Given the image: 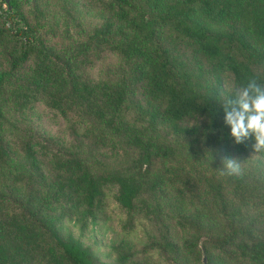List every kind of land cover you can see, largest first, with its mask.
<instances>
[{"label": "trees", "instance_id": "1", "mask_svg": "<svg viewBox=\"0 0 264 264\" xmlns=\"http://www.w3.org/2000/svg\"><path fill=\"white\" fill-rule=\"evenodd\" d=\"M84 4L97 22L86 29L65 10L56 40L46 9L0 0V121L10 127L0 133V264H107L60 224L104 220L109 199L124 213V235L138 217L156 226L145 255L179 262L203 249L208 264H264V151L251 136L234 142L222 106L229 85L264 84V0ZM110 57L106 76L92 78ZM37 107L64 119L73 140L45 136L30 118L40 119ZM188 138L202 139L220 170L221 157L243 169L210 187L208 219L190 210L172 167ZM16 158L26 172L9 170ZM108 159L117 163L101 166ZM172 227L187 236L177 242ZM113 249L116 264H145L123 244Z\"/></svg>", "mask_w": 264, "mask_h": 264}, {"label": "rangeland", "instance_id": "2", "mask_svg": "<svg viewBox=\"0 0 264 264\" xmlns=\"http://www.w3.org/2000/svg\"><path fill=\"white\" fill-rule=\"evenodd\" d=\"M20 4L28 7L38 4L43 10L46 9V26L55 34V39L60 40L63 35V23L65 10L72 12L78 18L83 27L91 28L97 18L85 12V0H18ZM2 7L6 8V4L2 3ZM117 63L115 58H108L99 61L89 70V74L94 79H102L106 76L107 68L114 66ZM40 119L31 116L34 119L32 123H40L45 130V136H55L69 143L73 140V134L69 125L64 119L47 113L41 107L36 108ZM10 130L9 125L0 121V133ZM82 132V129H78ZM86 143V142H84ZM81 143L76 146V149L81 156L88 158L92 164L97 165L98 157H91L88 154L86 144ZM186 153L181 156L178 161L172 164L173 169L179 175L181 185L188 191L187 193L194 199V203L190 210L196 209L202 218H210L209 210L212 206L210 187L221 182L226 186L225 175H220V167L216 154L210 150L202 141V139H186L184 141ZM117 163L115 159H108L105 165L113 166ZM98 167V166H97ZM23 170L26 172L24 163L18 158L12 160L9 170ZM7 175V171H3L2 176ZM2 176L0 175V181ZM164 208V212L168 214L167 205L164 201L160 202ZM140 216V215H138ZM161 218V216H160ZM124 220V213L120 210L117 204L109 199L107 208L105 209L104 220L98 221L81 227L74 220H64L60 224L61 232L64 234H72L80 240L84 245L90 246L102 262L107 264H116L117 254L113 246L123 244L125 253L134 254V258L142 261L145 264H202L201 253L195 255H183L179 262L173 256L161 255L153 252L145 255L141 252L142 248L150 242L155 235V225H151L142 217L137 219V229L128 235L121 232V223ZM166 222L168 220H165ZM178 228L172 227L174 239L177 242L182 241L187 235L179 232Z\"/></svg>", "mask_w": 264, "mask_h": 264}, {"label": "clouds", "instance_id": "3", "mask_svg": "<svg viewBox=\"0 0 264 264\" xmlns=\"http://www.w3.org/2000/svg\"><path fill=\"white\" fill-rule=\"evenodd\" d=\"M231 96L223 102L224 123L230 126V135L237 144L254 137L255 153L264 151V84L252 78L244 85H229ZM220 175L242 176L241 162L235 157H221Z\"/></svg>", "mask_w": 264, "mask_h": 264}, {"label": "water", "instance_id": "4", "mask_svg": "<svg viewBox=\"0 0 264 264\" xmlns=\"http://www.w3.org/2000/svg\"><path fill=\"white\" fill-rule=\"evenodd\" d=\"M5 2H8V0H5ZM201 252H202V255H201V262H202V264H208L207 258H206V255H205L203 249L201 250Z\"/></svg>", "mask_w": 264, "mask_h": 264}]
</instances>
